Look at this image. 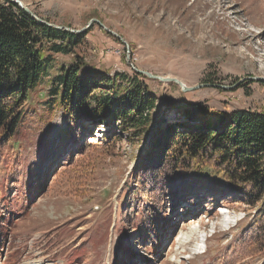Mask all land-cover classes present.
I'll return each instance as SVG.
<instances>
[{"label":"rangeland","instance_id":"1","mask_svg":"<svg viewBox=\"0 0 264 264\" xmlns=\"http://www.w3.org/2000/svg\"><path fill=\"white\" fill-rule=\"evenodd\" d=\"M20 1L72 31L97 20L128 48L92 23L72 54L51 55L48 77L21 109L23 123L0 146V264H228L235 249L245 251L235 264H264L245 236L259 222V204L240 201L220 175L194 169L186 178L198 194L176 185V200L166 197L151 214L139 175L147 135L135 140L115 126H90L74 141L62 111L48 117L44 108L58 67L82 61L104 75L102 90L116 73L133 76L130 65L194 88L141 79L156 98L153 122L186 125L185 103L264 115V82L250 80L264 79V0ZM107 134L116 142L105 143Z\"/></svg>","mask_w":264,"mask_h":264},{"label":"trees","instance_id":"2","mask_svg":"<svg viewBox=\"0 0 264 264\" xmlns=\"http://www.w3.org/2000/svg\"><path fill=\"white\" fill-rule=\"evenodd\" d=\"M2 2L1 147L11 141L23 123L25 117L21 109L30 93L48 77L54 63L51 55L72 54L87 34H73L40 24L17 5L8 0ZM103 78L100 71L88 69L82 61L58 67L56 75L48 81L49 101L44 104L48 117L55 109H60L66 116L69 137L74 141L82 139L80 132L90 135V126L112 129L115 126L119 133L135 140L147 135L149 146L143 159L146 168L140 169L139 175L144 181L143 192L151 191V214L162 206L166 197L173 196L176 200V185L189 189L184 195L198 194V191H190L191 184L186 178L194 169L198 175L203 170L220 175L240 201L252 207L259 204V222L245 236L247 242L256 245L258 252H264V115L250 111L224 115L201 105L185 103L179 110L186 125L168 123L159 117L160 112V119L153 122L151 113L156 110L157 102L141 81L146 77L134 72L131 77L116 73L112 81H107L108 90L99 87ZM170 109L168 107L167 111ZM105 137L108 145L116 142L111 134ZM244 253V249L239 256L237 249L232 251L228 257H233L234 261L228 264H235Z\"/></svg>","mask_w":264,"mask_h":264},{"label":"water","instance_id":"3","mask_svg":"<svg viewBox=\"0 0 264 264\" xmlns=\"http://www.w3.org/2000/svg\"><path fill=\"white\" fill-rule=\"evenodd\" d=\"M9 2L17 5L19 7V9H21L22 11H24L27 15H29L31 18H33L35 21H37L38 23L40 24H44L46 26H49V27H52L54 29H57V30H64L66 32H69V33H73V34H80L81 32L85 31L92 23H96L99 27L102 28V30H104L107 34H110L112 35L113 37H115L117 40L121 41L125 48L127 49L128 48V45L127 43H125L118 35H116L114 32L108 30L104 25H102L99 21L97 20H92L88 23L87 27L82 29L81 31H72V30H69L67 28H64V27H57V26H53V25H50L44 21H42L41 19H39L34 13H32L29 8L27 6H25L20 0H8ZM127 60H129V57L127 56L126 57ZM131 69L137 73V74H140V75H144L145 77H147L148 79H153V80H158V81H161V82H172V83H175L177 84L181 91L182 92H187V91H192L194 88H187L185 87L180 81H178L177 79H169V78H162V77H157V76H153L151 75L150 73H147V72H143V71H140V70H137L136 68H134L132 65H130ZM250 80L252 81H257V82H264V79L263 78H251Z\"/></svg>","mask_w":264,"mask_h":264},{"label":"bare ground","instance_id":"4","mask_svg":"<svg viewBox=\"0 0 264 264\" xmlns=\"http://www.w3.org/2000/svg\"><path fill=\"white\" fill-rule=\"evenodd\" d=\"M98 132H99V130H98ZM181 244V243H180ZM182 245H183V243H182Z\"/></svg>","mask_w":264,"mask_h":264}]
</instances>
